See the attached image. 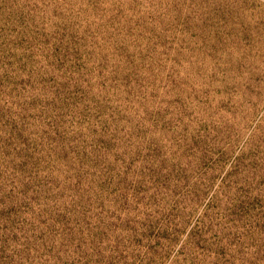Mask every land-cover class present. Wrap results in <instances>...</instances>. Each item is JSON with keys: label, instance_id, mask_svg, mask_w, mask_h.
<instances>
[{"label": "rangeland", "instance_id": "374dc122", "mask_svg": "<svg viewBox=\"0 0 264 264\" xmlns=\"http://www.w3.org/2000/svg\"><path fill=\"white\" fill-rule=\"evenodd\" d=\"M0 264H264V0H0Z\"/></svg>", "mask_w": 264, "mask_h": 264}]
</instances>
